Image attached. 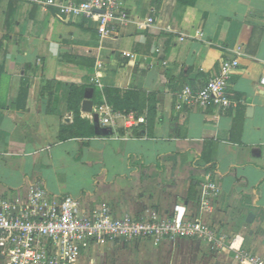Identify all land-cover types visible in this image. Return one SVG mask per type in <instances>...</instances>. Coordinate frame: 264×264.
Wrapping results in <instances>:
<instances>
[{"label": "crops", "instance_id": "1", "mask_svg": "<svg viewBox=\"0 0 264 264\" xmlns=\"http://www.w3.org/2000/svg\"><path fill=\"white\" fill-rule=\"evenodd\" d=\"M155 1L123 0L130 23L101 38L95 22L68 20L47 0H0V196L40 182L118 217L183 204L264 259V0ZM228 58L240 62L234 106L179 109L181 91L201 88ZM87 99L134 121L100 124L112 134L98 135L94 111H82ZM70 102L95 135L75 123ZM209 183L219 192L203 212ZM126 247L136 256L129 264H240L189 239L94 245L77 264H126Z\"/></svg>", "mask_w": 264, "mask_h": 264}, {"label": "built area", "instance_id": "2", "mask_svg": "<svg viewBox=\"0 0 264 264\" xmlns=\"http://www.w3.org/2000/svg\"><path fill=\"white\" fill-rule=\"evenodd\" d=\"M45 4L59 9L68 20L95 22L101 38L116 37L118 25L130 23L123 0H47ZM154 23L155 19L149 18L142 25L148 28ZM197 37H202V33L198 32ZM239 68L238 59L222 60L217 75L201 88L187 86L181 91L178 108L233 107L228 91L231 77ZM93 82L102 87L98 79ZM94 114L102 126L114 130L120 120L125 126L134 121L133 114L116 112L107 104L96 107ZM218 192L219 186L215 183L203 186L199 199L201 211L210 210V196ZM176 239L203 242L215 252L233 255L240 264H264V259L245 249L243 235L230 236L206 224L183 204L174 206L165 216L151 212L146 217H118L109 204L87 211L78 199L52 195L40 182L26 192L0 196V258L4 264H77L83 253L94 245L122 243L126 246L142 241L158 245Z\"/></svg>", "mask_w": 264, "mask_h": 264}, {"label": "trees", "instance_id": "3", "mask_svg": "<svg viewBox=\"0 0 264 264\" xmlns=\"http://www.w3.org/2000/svg\"><path fill=\"white\" fill-rule=\"evenodd\" d=\"M160 0H156L155 4H158ZM178 3H180L181 5L183 6H194L197 2V0H176ZM158 2V3H157ZM80 92V94L82 95L83 93V90H78ZM80 99V97H79ZM70 109L72 111L75 112V116H76V124L77 123H80V124H87V126L90 128V131L91 133L88 134V136H93L95 135V132H94V128L92 127V125H90L89 122H86L84 120L81 119V116H80V111H79V107L76 106L75 104H73V102H70ZM65 139V138H64Z\"/></svg>", "mask_w": 264, "mask_h": 264}, {"label": "water", "instance_id": "4", "mask_svg": "<svg viewBox=\"0 0 264 264\" xmlns=\"http://www.w3.org/2000/svg\"><path fill=\"white\" fill-rule=\"evenodd\" d=\"M82 111L84 113L92 114L94 111V102L91 99H87L83 102ZM94 126L96 133L98 135L108 136L112 134V130L110 128H101L98 115H94Z\"/></svg>", "mask_w": 264, "mask_h": 264}, {"label": "rangeland", "instance_id": "5", "mask_svg": "<svg viewBox=\"0 0 264 264\" xmlns=\"http://www.w3.org/2000/svg\"><path fill=\"white\" fill-rule=\"evenodd\" d=\"M17 190H13V192H16ZM135 245H133V247H134ZM132 248H130V247H126L125 248V250H126V253H124V256H126V264H129L130 262H132V261H135L136 259H135V255H134V253H135V251H133V250H131ZM134 249V248H133ZM145 256H146V254H145ZM125 258V257H124ZM144 258V257H143ZM149 258V257H148Z\"/></svg>", "mask_w": 264, "mask_h": 264}]
</instances>
